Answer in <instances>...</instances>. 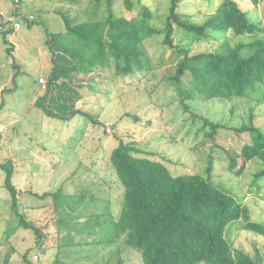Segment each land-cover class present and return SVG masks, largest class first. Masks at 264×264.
Instances as JSON below:
<instances>
[{"label":"rangeland","instance_id":"rangeland-1","mask_svg":"<svg viewBox=\"0 0 264 264\" xmlns=\"http://www.w3.org/2000/svg\"><path fill=\"white\" fill-rule=\"evenodd\" d=\"M92 1L21 0L14 13L17 6L12 0H0L4 20H12L6 28L13 22L22 26L0 32V163L8 159L14 162L20 213L44 234L40 239L32 227L20 226L21 216L11 209L6 172L0 167V264L12 249L8 264H22L24 254L29 264H57V260L109 264L120 258L127 264H144L139 251L125 246L121 237L111 240L117 234L114 226L123 205L124 185L110 158L122 139L149 151L174 175H208L211 166V179L232 195L244 196L251 219L264 223V180L254 184L262 160L254 158L242 166L240 153L252 135L237 130L250 124L251 113L253 123L264 130V88L231 99L197 97L188 101L186 110L176 86L165 81L175 72L179 59L174 49L164 44V33L144 41L152 70L114 79L115 69L111 67L87 76L81 88L74 84L81 94L77 107L90 112L93 119L78 115L63 121L47 116L35 105V99L46 89L39 80H48L53 66L48 38L66 30L61 13L75 22L103 18L95 15ZM132 1L136 8L129 13L123 0H115L117 15H137L143 5H148L154 11L152 23L164 27L170 0ZM237 1L250 19L264 28V1L258 6L250 0ZM221 2L182 0L178 12L181 18L203 23L216 13ZM32 16L36 22L29 24ZM262 30L257 34L264 38ZM252 38L237 36L231 29L205 40L194 39L179 26L175 32V43L191 53L219 47L225 41L235 46ZM192 112L200 117L195 118ZM202 118L224 127L212 133ZM107 123L113 126L111 131ZM232 157L238 162L235 169L229 167ZM242 222L235 221L228 228L233 247L264 262V234L242 228Z\"/></svg>","mask_w":264,"mask_h":264},{"label":"trees","instance_id":"trees-1","mask_svg":"<svg viewBox=\"0 0 264 264\" xmlns=\"http://www.w3.org/2000/svg\"><path fill=\"white\" fill-rule=\"evenodd\" d=\"M103 1H92L95 15L103 18L75 22L62 12L66 30L48 38L53 66L44 93L35 99V105L47 116L63 121L78 115L93 119L90 112L77 107L81 94L74 84L81 88L87 76L111 67L115 69L114 79L152 70V58L144 41L162 33L164 44L173 48L179 59L175 72L165 81L176 86L175 91L186 110H189L188 101L197 97L231 99L264 88V38L257 34L264 28L250 19L237 0H222L216 13L203 23L185 16L181 18L178 7L182 0H170L163 28L152 23L154 11L148 5H143L137 15L125 17L117 15L115 0H105L104 4ZM123 1L128 12L133 13L134 2ZM250 1L258 6L264 0ZM20 3L18 0V6ZM0 17V32H12V24L11 29L6 28V23L12 20H4L2 14ZM29 21V24L35 23V17ZM176 26L197 40L230 29L237 36L252 35L253 38L235 46L225 41L219 47L191 53L190 49L175 43ZM192 115L200 117L193 112ZM253 117L251 113L250 124L237 130L252 135L251 142L240 153L244 159L242 166L254 158L262 160L263 167L254 175V184L258 186L264 180V130L253 123ZM202 119L212 133L224 127L209 118ZM1 139L0 131V144ZM150 154L124 139L111 152V164L124 185L123 205L114 226L117 234L112 241L121 237L125 246L139 251L144 264H264L260 257L235 249L227 235L232 223L242 219V228L264 234V223L251 219L244 196L238 198L221 189L211 179V166L207 168L208 175H174L164 162L153 159ZM237 165L236 157H232L229 167L235 169ZM0 167L6 172L5 186L11 192V209L21 216L20 226L32 227L37 237L43 239L42 229L20 213L14 162L8 159ZM13 252V249L9 251L4 264L9 263ZM29 262L24 254L22 264ZM56 263L67 264L60 260ZM109 264L127 263L120 258Z\"/></svg>","mask_w":264,"mask_h":264},{"label":"built area","instance_id":"built-area-1","mask_svg":"<svg viewBox=\"0 0 264 264\" xmlns=\"http://www.w3.org/2000/svg\"><path fill=\"white\" fill-rule=\"evenodd\" d=\"M16 6H18V0H15V3H14ZM0 14H2L3 16H4V14H3V12H0ZM10 20V19H9ZM12 27L14 28V29H20L22 26H21V24L19 23V22H13L12 23ZM40 83L45 87V84H46V79L44 78V77H41L40 78ZM107 125V129L109 130V131H111V124H109V123H107L106 124Z\"/></svg>","mask_w":264,"mask_h":264},{"label":"crops","instance_id":"crops-1","mask_svg":"<svg viewBox=\"0 0 264 264\" xmlns=\"http://www.w3.org/2000/svg\"><path fill=\"white\" fill-rule=\"evenodd\" d=\"M116 146H117V145H116ZM116 146H115V147H116ZM137 146H138V145H137ZM138 147H139V146H138ZM139 148H140V147H139ZM15 185H16V187H17L18 189L20 188V187L17 186V184H15Z\"/></svg>","mask_w":264,"mask_h":264}]
</instances>
